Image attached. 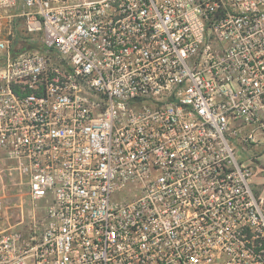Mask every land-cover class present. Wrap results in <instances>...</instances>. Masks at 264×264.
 Returning <instances> with one entry per match:
<instances>
[{
    "label": "built area",
    "instance_id": "1",
    "mask_svg": "<svg viewBox=\"0 0 264 264\" xmlns=\"http://www.w3.org/2000/svg\"><path fill=\"white\" fill-rule=\"evenodd\" d=\"M263 155L264 0H0V264H264Z\"/></svg>",
    "mask_w": 264,
    "mask_h": 264
},
{
    "label": "rangeland",
    "instance_id": "2",
    "mask_svg": "<svg viewBox=\"0 0 264 264\" xmlns=\"http://www.w3.org/2000/svg\"><path fill=\"white\" fill-rule=\"evenodd\" d=\"M6 180L8 182L5 187L7 219L10 225H15L21 219L26 221L28 218V187L25 184H15L18 177L14 174L6 176ZM253 180L256 182V187H258V194L264 197V155L262 156L261 169L258 172L256 171Z\"/></svg>",
    "mask_w": 264,
    "mask_h": 264
}]
</instances>
